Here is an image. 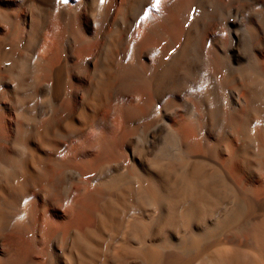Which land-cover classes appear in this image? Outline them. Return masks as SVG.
<instances>
[{
    "label": "bare ground",
    "instance_id": "obj_1",
    "mask_svg": "<svg viewBox=\"0 0 264 264\" xmlns=\"http://www.w3.org/2000/svg\"><path fill=\"white\" fill-rule=\"evenodd\" d=\"M0 264H264V0H0Z\"/></svg>",
    "mask_w": 264,
    "mask_h": 264
},
{
    "label": "snow or ice",
    "instance_id": "obj_2",
    "mask_svg": "<svg viewBox=\"0 0 264 264\" xmlns=\"http://www.w3.org/2000/svg\"><path fill=\"white\" fill-rule=\"evenodd\" d=\"M157 3H159V0H157Z\"/></svg>",
    "mask_w": 264,
    "mask_h": 264
}]
</instances>
